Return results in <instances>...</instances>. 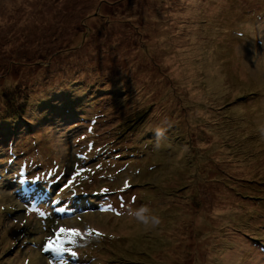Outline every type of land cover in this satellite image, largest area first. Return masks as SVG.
Here are the masks:
<instances>
[{
	"label": "rangeland",
	"instance_id": "1",
	"mask_svg": "<svg viewBox=\"0 0 264 264\" xmlns=\"http://www.w3.org/2000/svg\"><path fill=\"white\" fill-rule=\"evenodd\" d=\"M66 101L123 163L62 222L25 195L78 168ZM17 126L27 168L2 157ZM0 158V264H264V0H0ZM64 225L81 243L44 251Z\"/></svg>",
	"mask_w": 264,
	"mask_h": 264
},
{
	"label": "trees",
	"instance_id": "2",
	"mask_svg": "<svg viewBox=\"0 0 264 264\" xmlns=\"http://www.w3.org/2000/svg\"><path fill=\"white\" fill-rule=\"evenodd\" d=\"M6 72H2V74H5ZM253 94V93H252ZM5 97H7L5 95ZM15 99V98H13ZM84 99V100H83ZM81 102H86L88 99H85L84 97H80ZM73 102V101H72ZM24 102H19L17 105L20 107V110L22 109ZM74 103H68L66 101L62 107H63V113L62 116L65 122L76 120L79 121H86L87 123L83 126V134L78 141L72 139V147L79 148L81 150V155L77 156L75 153V150L71 153V155L64 156V163H66L68 160L70 165H77V170L73 173L68 170L66 167L65 170H63L64 178L67 180L62 186V189L58 192L57 197L55 198V192L52 190H49L47 192H37L32 191L30 198L27 199V203H31L32 205L36 206L39 205L34 200L39 199L40 200H46L50 199L52 200V207L57 211L56 215L63 216L67 213L66 206L67 204H70L71 202H74L77 200L75 197L76 194H78L81 191V187L85 186L90 183L92 180L93 184L97 181V179H101V184L108 185L109 180L112 178H117L116 176V170L118 167L123 163L121 160V157L117 158L113 157V154L117 153L118 148H115L112 143L106 142L105 144H100L93 138L94 133L97 131V124L99 123L100 117L103 116L102 112H90L87 116H84V113H81L78 111L77 106L73 105ZM87 105V103L85 104ZM100 111V110H97ZM77 122V121H76ZM75 123V121H74ZM99 126V124H98ZM20 127V128H19ZM16 128L19 129V131L16 133ZM32 126H17L14 129L11 128L8 132L10 137H12L10 140H7L4 146V150L2 151V157L4 159H13L14 157L18 156L19 161L22 162V166L24 168L28 167L29 163H26L27 157L30 159V161H34L37 157L41 156V153H39L38 150V141L36 139L37 135L33 136V138L28 139V143H25L24 145H19L20 140H22V135L18 134H25L29 135L33 132ZM80 134V135H81ZM76 141V142H75ZM84 142L86 144V149L81 148V143ZM109 147H113V149H109ZM83 151H85L83 153ZM27 156V157H25ZM24 157V159H23ZM126 157V156H125ZM61 157H58L60 159ZM68 158V159H67ZM1 159V158H0ZM72 160V161H71ZM4 164L6 162H3ZM3 168H0V172ZM114 170V172H107V170ZM98 170H101L102 173L99 175L96 173ZM89 173V178L83 179L86 177V175H80L82 173ZM96 174L97 176H94L93 174ZM98 179V180H99ZM120 189L114 188L109 194L115 195L116 193H119ZM40 197V198H39ZM71 207V206H70ZM53 211V209H50V213ZM53 216V214H52ZM56 217V216H55ZM64 217H61L60 219H63Z\"/></svg>",
	"mask_w": 264,
	"mask_h": 264
},
{
	"label": "snow or ice",
	"instance_id": "3",
	"mask_svg": "<svg viewBox=\"0 0 264 264\" xmlns=\"http://www.w3.org/2000/svg\"><path fill=\"white\" fill-rule=\"evenodd\" d=\"M127 186V185H126ZM107 191V190H105ZM92 234V230H89L88 235ZM97 236L102 235L99 232L95 233ZM82 233L78 229H66V228H60L58 233L56 234V239L52 240L49 239L47 244L44 247V251H51L55 253H62L67 252L69 249H67L65 245V241L68 243H75V238L81 236ZM63 236V238H61ZM75 255V253H72Z\"/></svg>",
	"mask_w": 264,
	"mask_h": 264
},
{
	"label": "clouds",
	"instance_id": "4",
	"mask_svg": "<svg viewBox=\"0 0 264 264\" xmlns=\"http://www.w3.org/2000/svg\"><path fill=\"white\" fill-rule=\"evenodd\" d=\"M144 212V209H141L139 212H136L135 215L143 222L147 223V219L144 217V215L142 214ZM159 219L156 217L152 218V223L153 224H159Z\"/></svg>",
	"mask_w": 264,
	"mask_h": 264
}]
</instances>
